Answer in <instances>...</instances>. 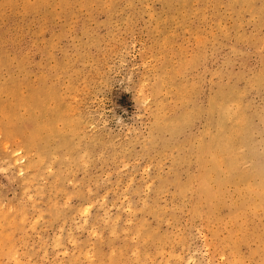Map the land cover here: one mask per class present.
Returning <instances> with one entry per match:
<instances>
[{
    "label": "rangeland",
    "instance_id": "1",
    "mask_svg": "<svg viewBox=\"0 0 264 264\" xmlns=\"http://www.w3.org/2000/svg\"><path fill=\"white\" fill-rule=\"evenodd\" d=\"M0 264H264V0H0Z\"/></svg>",
    "mask_w": 264,
    "mask_h": 264
}]
</instances>
